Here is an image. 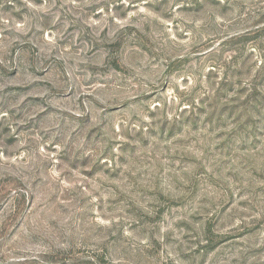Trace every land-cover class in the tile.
Listing matches in <instances>:
<instances>
[{"label":"rangeland","instance_id":"obj_1","mask_svg":"<svg viewBox=\"0 0 264 264\" xmlns=\"http://www.w3.org/2000/svg\"><path fill=\"white\" fill-rule=\"evenodd\" d=\"M0 264H264V0H0Z\"/></svg>","mask_w":264,"mask_h":264}]
</instances>
